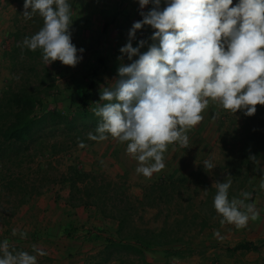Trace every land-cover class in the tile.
<instances>
[{"label": "clouds", "instance_id": "1", "mask_svg": "<svg viewBox=\"0 0 264 264\" xmlns=\"http://www.w3.org/2000/svg\"><path fill=\"white\" fill-rule=\"evenodd\" d=\"M138 2L141 9L150 3L153 7L140 13L143 19L132 24L128 42L119 49L118 59L126 55L132 62L120 64L114 87L101 89L100 101L106 103L93 109L100 122L88 138L126 142V153L138 161L136 173L150 179L166 167L169 146L190 147L188 133L203 122L210 106L247 116L256 113L257 105L264 106V0H165L162 10L161 0ZM23 9L25 20L38 15L43 24L18 43L22 54L25 48L39 50L46 66L60 61L76 67L84 49L72 43L69 0H24ZM145 25L154 29L153 43L141 53L146 41L140 40L137 47L131 41ZM219 115L216 111L213 119ZM249 159L259 163L255 156ZM203 166L206 171L216 167L212 158ZM213 186V208L222 226L240 230L260 218L255 203L246 202L251 192L229 198L231 178ZM259 187L264 190V177ZM19 234L27 237L26 232ZM33 250L36 255L13 253L4 240L0 264H38L37 255L47 253L35 245Z\"/></svg>", "mask_w": 264, "mask_h": 264}, {"label": "rangeland", "instance_id": "2", "mask_svg": "<svg viewBox=\"0 0 264 264\" xmlns=\"http://www.w3.org/2000/svg\"><path fill=\"white\" fill-rule=\"evenodd\" d=\"M95 1V5L101 7L103 10H99L97 18H91V32L93 31V33L97 29L101 30L103 28L105 23L102 18L104 19V15L106 14L103 11H107L106 8L109 7L111 2V0ZM23 3L24 0H0V20H3L5 26L11 28L8 31V36L6 35L4 39L3 50H6L8 46H13L15 39L12 38V34L17 30L20 32L18 40L21 43L24 37L30 36L31 33L37 32L42 27V18L38 15L34 16L31 20L23 18ZM69 3L73 6V15H76L80 8L79 3H81V0H69ZM76 23L81 27L88 25L84 18L77 20ZM8 28L5 30L7 31ZM144 33L147 36L149 35V31ZM104 41L109 42V40ZM96 48L97 46L93 43L84 49L81 55L85 57L84 61H88V63L81 68L69 67V70H62V67L59 69L60 64L58 61L47 65L52 75L55 90L52 95L44 99L39 107L40 114L48 108H57L70 115L78 112L80 98L85 90V81L82 80V77L86 69L83 72L81 70L98 64V59L101 56L103 57V54L108 51L107 47ZM24 51L25 49L23 53ZM26 56L25 53L22 54L21 50L18 53L19 71L16 79L11 75V63L7 59L9 78L4 89L7 84H10L13 90H17L26 79L31 81L32 84L36 83V72L29 71L32 61ZM79 72H81L80 75L76 76ZM69 74L72 77L67 79ZM60 80H63V82ZM99 99V95L95 91L91 110H93L92 106L94 103L99 101ZM45 106L47 107L45 108ZM256 107V113L252 116H247L243 111L232 114L231 112L217 109L214 106V111L208 114V118L212 115L211 118L213 120V115L216 111H219L220 115L215 119L216 123L208 134V136H211V143L208 146L209 150L207 151L206 159L212 158L216 167L211 171H206L203 164H201L189 176L181 172L177 174L179 173L177 172L175 173V177L171 179L172 184L167 185V189L164 191L159 189L157 192L155 191L156 193L151 192L147 199L145 198V191L151 185L146 183V187L142 189L139 187V191L135 189L136 187L132 183L133 180L128 176L114 180L110 174L91 173L89 180L80 183V188L82 190L88 188L91 195L87 196L83 192L77 195L78 198L82 196L86 199L90 198L88 200L107 203L111 210L115 208L117 215H125L127 219L122 236L114 234L107 241L105 249L98 255L87 259V264H145V261L149 264H189V259L199 258L204 253L203 243L205 242V235L203 234H214L217 231L219 234H256L253 230L247 229V227L237 230L233 225L225 224L222 226L219 222L220 217L217 216L213 208V197L216 193L213 184L215 182H223L228 178L232 180V186L229 189L230 199L233 197L242 198L240 197L242 191L252 193V199L246 201L247 203H252L256 197L255 193L257 191L253 190V186L260 180V176L264 174V155H252L259 161L258 164L253 163L251 160L248 162L246 157V149H251V143L257 146V148L264 150V106L257 105ZM212 130L214 131L212 132ZM83 138H87L89 142L79 141L78 138L76 139V145L71 143L68 147L62 145L58 149L57 157L52 160V181L55 184L52 183L47 188L60 184L58 182L61 180V176L67 173V168L70 164L76 162L80 165V156L83 154L85 148L94 144L90 143L93 140L88 138L87 133L84 134ZM60 139L65 140L66 137H61ZM81 144L85 146L82 147ZM39 160L42 159L38 158L35 163H30V165L29 163L24 164L22 170L28 174L31 171H36L37 163L40 162ZM141 192H143V201L139 200L138 194H141ZM6 196L5 193L2 197V203L5 208L9 209L11 206L6 204ZM1 222L5 224L3 221ZM205 224L206 226H204ZM162 230H165L166 239L178 238L177 242H173V245L181 246L178 249V251L182 252L181 256L166 257L162 250H158L156 253L155 251H146L144 259L140 253L134 252L129 248L115 246V244L121 243L127 246L134 244L126 238L130 233L139 232L144 236L152 237L159 235ZM210 245L216 246L214 244ZM245 255L237 254L236 259L241 261L240 257Z\"/></svg>", "mask_w": 264, "mask_h": 264}, {"label": "crops", "instance_id": "3", "mask_svg": "<svg viewBox=\"0 0 264 264\" xmlns=\"http://www.w3.org/2000/svg\"><path fill=\"white\" fill-rule=\"evenodd\" d=\"M237 2L238 0H233L234 4ZM95 3V0H81L80 8L72 17L71 32L72 43L78 49H85L93 43L98 49L102 46L107 47L108 51L103 54L105 61L99 67L95 90L100 98L102 88L114 87L115 80L118 79L117 70L120 64L132 62L128 60L126 55H123L122 60L118 59L122 56L119 49L128 42V33L132 24L143 19L140 13H147L152 9L153 4L150 3L141 9L138 0H111L109 7L106 8L107 11H103L106 14L104 19L102 18L104 23H110L107 31H104L103 26L101 30L97 29L98 31L93 33V31L91 32V18H97L99 10H103L101 7H97ZM165 6V0H161L160 9L162 10ZM82 18L87 21V26L81 27L76 23ZM114 18H116L115 21H113ZM6 28L8 26H5L3 20H0V92L4 89L9 78L8 60L4 57L3 43L11 28H8L7 31ZM148 31L149 35L147 36L144 32ZM153 32L154 29L148 25L137 30L135 39L131 41L133 47H137L139 41L144 40L146 43L144 47L140 48V52L147 51L148 46L153 43L150 39ZM104 40H109V42ZM137 58L138 56L132 59ZM84 59L85 57L76 67L85 66L88 61H84ZM58 63L60 64L59 69L62 67V70H69V66L62 65L60 61ZM95 66L97 64L93 65V67ZM93 67L90 66L81 71ZM80 73H77L76 76ZM70 77L72 76L69 74L67 79ZM82 80L84 81L83 77ZM60 81L63 82V80ZM211 111H214V106H210L203 113V122L188 133L190 147L184 149L179 145L169 146V150L165 153L166 167L155 173L150 179L136 173L138 161L126 153L127 143H120L111 137L105 141H97L85 148L80 156L79 166L83 172L110 174L114 180L128 176L133 180L135 189L139 191V187L145 188L147 184L151 185L163 179L171 180L177 172H179L177 174L181 172L189 176L196 171L199 165L203 164V160L207 157L208 146L211 143V136L208 134L216 123L214 119L212 120V115L208 118ZM262 177L264 174L253 186V190L257 193H255L256 197L252 202L255 203L260 218L254 222L250 221L247 226V229L253 230L256 234H220L219 236L203 234L205 235L204 253L199 258L189 259V264H264V190L259 187ZM142 191L144 192V190ZM143 192L138 194L141 201L144 200ZM117 227L118 222L105 218L95 205H73L69 186L58 184L45 189L42 194L33 197L28 203L21 206L10 220L9 225L0 221V243L8 240L9 250L13 253L26 251L32 255H36L33 250V245H35L47 253L44 256L37 255L38 264H87V259L98 255L105 249L107 241L114 234H117ZM13 229H17L15 236L12 235ZM21 232H26L27 237L21 238L19 234ZM242 242L253 243L258 245L260 249L258 251H230ZM245 253L247 254L245 255ZM237 254L245 255L240 257L242 262L236 259ZM212 258L213 260H211Z\"/></svg>", "mask_w": 264, "mask_h": 264}, {"label": "trees", "instance_id": "4", "mask_svg": "<svg viewBox=\"0 0 264 264\" xmlns=\"http://www.w3.org/2000/svg\"><path fill=\"white\" fill-rule=\"evenodd\" d=\"M41 22L43 23V20ZM109 25L110 23L103 25L104 31H107ZM33 34L31 33L30 36ZM19 37L20 32L17 30L12 34V38L15 39L13 46H8L4 50V57L10 60V72L14 79L17 78L16 75L19 71L18 53L21 50L17 46ZM24 53L32 61L29 71L36 72V83L32 84L26 79L17 90H13L10 84H7L6 88L0 92V220L5 224L10 223V218L21 206L28 203L33 197L42 194L52 183L55 184L52 181V160L57 157L58 149L62 145L65 147L71 143L76 145L78 138L79 141L89 142L87 138H83L84 134L87 133L88 135L90 132L95 134V129L100 122V118L95 116L91 110V105L97 88L99 67L105 61L103 57L98 59L97 66L83 73L85 90L81 95L76 114L70 115L57 108L47 109L40 114L39 107L46 97L54 93L55 85L52 82V75L48 67L42 61L41 52L39 50L32 52L25 48ZM104 103L106 101L99 99L92 107L94 109L98 104ZM61 137H66V139L61 140ZM95 142L93 140L90 143ZM250 145H252L251 149H246L248 162L250 161L249 157L253 154L264 155V150L257 148L252 143ZM38 158L42 160L37 163L36 171L30 170L31 173L28 174L22 170L24 164L35 163ZM90 178L91 175L83 172L78 163L74 162L68 166L67 173L61 176L58 183L69 186L73 205L93 204L105 218L117 221L116 232L122 236L127 221L125 215H117L115 208L111 210L107 203L88 200L90 198L86 199L82 196L78 198L77 195L83 192L87 196L91 195L88 188L82 190L79 186L80 183H84ZM168 184H172L169 179L151 184L145 191V198L147 199L151 192L156 193L159 189L164 191ZM5 193L7 195L6 204L11 206L9 209L5 208L2 203V197ZM164 233L165 230H162L159 235L152 237L144 236L139 232L130 233L126 238L134 243L131 246L122 243L113 244L116 247H126L140 253L144 259L146 251H155L156 253L158 250H162L166 257L181 256L182 252L178 251L181 246L173 245V242L178 238L166 239L167 235ZM259 249L258 245L242 242L230 251H258ZM145 264L149 263L145 261Z\"/></svg>", "mask_w": 264, "mask_h": 264}]
</instances>
